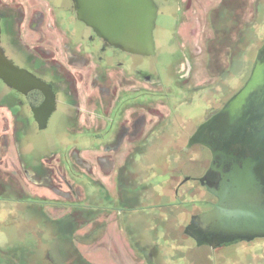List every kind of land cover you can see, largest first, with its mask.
Here are the masks:
<instances>
[{
    "label": "flooded vegetation",
    "instance_id": "obj_1",
    "mask_svg": "<svg viewBox=\"0 0 264 264\" xmlns=\"http://www.w3.org/2000/svg\"><path fill=\"white\" fill-rule=\"evenodd\" d=\"M24 1L32 7L31 12ZM44 1L47 12L39 9L35 0H0V49L15 66L50 86L56 97V109L49 117L47 128L51 124H60L62 131L58 129L54 140L65 146L62 150L52 146L35 154L37 147L29 135L34 129L42 130L35 112L44 102L45 94L40 89L25 92L15 89L0 77V111L9 117L0 118V205L15 206L20 224L28 218L37 219L44 232L32 230L31 233L49 234L53 240H62L58 253L63 259L62 264H66L73 245L72 210L77 219H85L84 222L97 211L105 212L106 218L114 212L117 217L124 212L129 214L135 209L132 199L135 194L134 163L131 162L139 152L137 148L170 141L184 142L182 152L186 154L197 148L196 166L207 163L198 175L184 174L175 194L179 195L185 183L194 182L193 188L185 193L193 194L198 187L208 192L194 215L211 209L217 197L207 190L205 183L213 156L201 142L211 141L213 136L210 128L198 133L200 127L217 115L244 86L227 95L225 84L218 90L219 97L216 98L217 89L212 79L216 73L218 77L226 74V66L220 65L225 49L219 53L218 67L213 68L206 59L201 61L206 79L203 75L198 77L196 56L174 34L168 44L171 62L161 68L138 59L158 55V24L154 31L156 54H131L109 45L80 21L72 0ZM155 1L159 15L164 14L166 8L175 10L177 29L182 7L186 8L189 0ZM55 38H58V44ZM6 68L1 66L4 72ZM172 95L176 96L174 103ZM195 95L205 103L197 118H186L178 109L174 110L175 106H180L181 110L192 106ZM155 101L168 107L166 111L158 109L153 104ZM196 134L195 142L189 146ZM93 150L96 151L95 167L82 154ZM9 154L14 159L10 163L7 162ZM73 156L77 164L82 165L81 172H77ZM3 164L7 170H2ZM73 174L80 183L79 199L73 187ZM181 203L178 199L170 204ZM51 209L56 211L57 217L50 214ZM259 240L264 238L235 241L215 249L206 246L217 250ZM36 248L37 242L20 247L23 251ZM52 262L61 264L54 259Z\"/></svg>",
    "mask_w": 264,
    "mask_h": 264
},
{
    "label": "rangeland",
    "instance_id": "obj_2",
    "mask_svg": "<svg viewBox=\"0 0 264 264\" xmlns=\"http://www.w3.org/2000/svg\"><path fill=\"white\" fill-rule=\"evenodd\" d=\"M35 1L39 9L48 11L44 0ZM24 2L31 12L32 7L27 1ZM165 10L157 20L158 55L155 58L138 59L145 63H155L161 68L169 66L171 58L168 44L175 34L183 46L193 51L197 76L202 77L201 61L206 59L213 68L218 67L219 53L225 49L220 65L226 66V74L218 77L216 73L215 79H212L217 89L216 98L219 97L218 90L225 84L227 95L239 90L264 44V0H189L186 8L182 7L177 29L175 10ZM57 40L55 38L58 44ZM203 76L206 79V75ZM171 97L174 103L176 96ZM193 101L190 107L181 110L180 106H175L174 110L178 109L186 118H197L205 103L197 95ZM153 104L161 110L166 111L168 108L161 101ZM0 118L9 117L0 111ZM59 128H62L60 124H51L45 130L31 131L29 137L37 147L36 155L52 146L63 149L65 144L54 140ZM184 146V142L163 141L148 143L146 147L144 144L143 149L137 148L139 152L131 162L132 165L134 163L132 177L135 194L132 199L135 209L129 214L124 212L117 217L114 212L106 218L105 212L97 211L92 213L89 221L84 222L85 219H77V214L72 210L73 245L66 264H264V240L213 250L206 245H197L194 239L184 233L191 216L197 212L198 204L208 196L203 187L196 188L193 194L185 193L193 188L194 182L185 183L179 195L175 194L184 174L198 175L202 173L203 166L207 165L205 161L196 166L197 148L186 154L182 152ZM95 152L82 153L85 160L94 167L97 165ZM12 157L9 154L7 162H12ZM72 161L77 164L74 156ZM4 164L1 168L7 170ZM76 167L77 172H81L82 165L77 164ZM92 176L95 178L98 175ZM72 182L79 199L81 188L74 174ZM178 199L182 201L181 204H170ZM50 214L57 217L56 211L52 209ZM8 215L11 217L6 218ZM18 215L15 206L0 205V260H3V264H53L52 259L62 264L63 259L58 253L62 240H53L49 234L38 236L37 233H31L32 230L40 233L44 230L39 227L37 219H26L23 221L25 225L20 224V221L18 223ZM36 242V249H20L21 246L27 247Z\"/></svg>",
    "mask_w": 264,
    "mask_h": 264
},
{
    "label": "water",
    "instance_id": "obj_3",
    "mask_svg": "<svg viewBox=\"0 0 264 264\" xmlns=\"http://www.w3.org/2000/svg\"><path fill=\"white\" fill-rule=\"evenodd\" d=\"M77 18L109 45L142 56L156 54L155 0H72ZM0 77L13 88L40 89L45 100L36 110L46 129L56 97L50 86L15 66L0 49ZM7 66L5 72L1 66ZM211 129L212 140L201 142L212 152L205 186L217 197L214 206L193 215L184 233L198 245L213 249L235 241L264 238V46L244 86L224 108L200 127ZM189 143L191 146L196 137Z\"/></svg>",
    "mask_w": 264,
    "mask_h": 264
},
{
    "label": "trees",
    "instance_id": "obj_4",
    "mask_svg": "<svg viewBox=\"0 0 264 264\" xmlns=\"http://www.w3.org/2000/svg\"><path fill=\"white\" fill-rule=\"evenodd\" d=\"M0 263L3 264L4 263L3 260H0Z\"/></svg>",
    "mask_w": 264,
    "mask_h": 264
}]
</instances>
